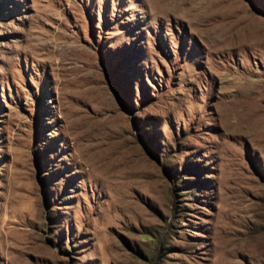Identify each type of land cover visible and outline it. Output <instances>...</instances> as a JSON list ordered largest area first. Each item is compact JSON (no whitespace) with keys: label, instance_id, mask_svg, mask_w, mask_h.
I'll return each instance as SVG.
<instances>
[{"label":"rangeland","instance_id":"obj_1","mask_svg":"<svg viewBox=\"0 0 264 264\" xmlns=\"http://www.w3.org/2000/svg\"><path fill=\"white\" fill-rule=\"evenodd\" d=\"M0 264H264V0H0Z\"/></svg>","mask_w":264,"mask_h":264}]
</instances>
